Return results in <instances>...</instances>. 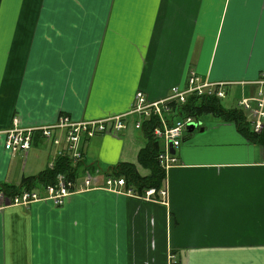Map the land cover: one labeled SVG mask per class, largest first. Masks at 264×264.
<instances>
[{"label": "crops", "instance_id": "0c3cea01", "mask_svg": "<svg viewBox=\"0 0 264 264\" xmlns=\"http://www.w3.org/2000/svg\"><path fill=\"white\" fill-rule=\"evenodd\" d=\"M191 72L236 83L227 96L253 92L242 83L264 72V0H0V130L125 114L137 93L162 100ZM207 115L163 170L166 198L95 189L0 209V264H264V146L195 119ZM144 125L87 140L79 170L149 176L139 154L163 143L158 122L152 138ZM58 160L38 134L25 153L0 146V183L40 192L25 179Z\"/></svg>", "mask_w": 264, "mask_h": 264}, {"label": "built area", "instance_id": "2783aa9c", "mask_svg": "<svg viewBox=\"0 0 264 264\" xmlns=\"http://www.w3.org/2000/svg\"><path fill=\"white\" fill-rule=\"evenodd\" d=\"M236 83H211L202 80L195 72L188 76L186 87H174L170 94L158 101H150L139 92L136 95L132 109L121 115L107 117L100 120L77 122L68 115H62L55 123L43 127L22 128L18 125L0 130V146L6 151L16 154L25 153L32 148L35 135H40L55 148L57 159H66L75 167L70 177L59 174L53 184L43 186L42 191L26 189L19 194L9 196L0 191V209L9 206L27 207L38 202H50L55 206H63L67 199L75 194L86 191L103 189L106 191L136 196L138 193L133 187L127 186L124 177L104 175L100 171H91L88 168L80 169L77 165L85 161V143L87 140L101 134L127 132L132 126L142 128L145 120L156 119L159 126L154 128L153 136L162 141L163 149L158 154V161L163 170H169L178 162L171 145L176 150L181 144L188 125L197 123L193 116L180 117L170 125L166 117L177 113V108L186 104L190 96L215 97L220 100L227 97L226 87ZM249 85L254 90L243 95L238 100L236 109L240 110L250 129L260 134L264 131V72L258 80ZM55 162L49 163L53 169ZM103 179V182L100 183ZM157 195L166 198L167 191L148 189L144 192L146 199H154Z\"/></svg>", "mask_w": 264, "mask_h": 264}, {"label": "trees", "instance_id": "16d2710c", "mask_svg": "<svg viewBox=\"0 0 264 264\" xmlns=\"http://www.w3.org/2000/svg\"><path fill=\"white\" fill-rule=\"evenodd\" d=\"M177 114L179 117L193 116L198 118L204 114H211L215 117L222 118L224 121H230L234 123L238 131L245 136L251 142H258L264 146V131L260 134L254 133L248 124L246 123L244 114L236 108H225L222 105V101L215 97H199L190 96L186 104L177 108ZM144 128L147 130L146 135L152 138V133L149 129H153L157 124L156 119H151L150 122H144ZM150 126V128L148 127ZM154 141V142H153ZM152 145H148L139 154V162L145 168L151 170V174L147 177H142L138 174L135 166L132 164L121 163L116 167L108 169L106 175H114L117 177H124L127 186L133 187L137 193H144L148 189H156L160 191L165 180V172L160 167L158 161V154L160 153V147L158 142L153 140ZM91 167V165H89ZM73 168L70 161L62 158L59 159L53 169L46 170L37 178H27L23 185H28L33 182L37 185L47 186L53 184L59 174H66L71 178L74 177L72 173ZM0 191L9 196L17 195L21 192V189H16L11 185L0 183Z\"/></svg>", "mask_w": 264, "mask_h": 264}, {"label": "rangeland", "instance_id": "374dc122", "mask_svg": "<svg viewBox=\"0 0 264 264\" xmlns=\"http://www.w3.org/2000/svg\"><path fill=\"white\" fill-rule=\"evenodd\" d=\"M250 87H247V91L249 90ZM241 92V91H240ZM228 94V93H227ZM234 93H231L229 96L226 98L222 99V105L225 108H236L238 105V97H234ZM240 97V96H239ZM211 121H216V119L210 115L203 116L199 119V122L196 123V129L197 130L199 127H202L203 124L209 123Z\"/></svg>", "mask_w": 264, "mask_h": 264}, {"label": "water", "instance_id": "95a60500", "mask_svg": "<svg viewBox=\"0 0 264 264\" xmlns=\"http://www.w3.org/2000/svg\"><path fill=\"white\" fill-rule=\"evenodd\" d=\"M195 129H196V124L195 123H191V124L188 125V131L189 132H193ZM171 152L172 153L175 152V149L172 147V145H171Z\"/></svg>", "mask_w": 264, "mask_h": 264}]
</instances>
